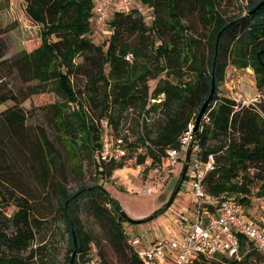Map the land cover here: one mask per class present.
Listing matches in <instances>:
<instances>
[{"label":"trees","instance_id":"obj_1","mask_svg":"<svg viewBox=\"0 0 264 264\" xmlns=\"http://www.w3.org/2000/svg\"><path fill=\"white\" fill-rule=\"evenodd\" d=\"M141 1L150 7L151 24H145L133 4L114 10L107 22L109 34L98 44L88 36L92 0H21L23 13L38 27V41L5 59L0 37V104L13 102L0 111V161L6 162L5 154L13 149L32 177L55 191L68 240L64 264H68L72 252V264H78L77 257L83 256L92 242L80 218L73 214V207L95 220L119 264H158L137 255L126 243L120 225L125 216L102 186L93 182L66 191L57 171L65 166L79 172L83 151L94 158L99 175L106 176L121 167L128 153L118 160H99V120L107 121L112 140L122 138L116 132L126 128H122L118 115L135 110L139 133L134 143L127 144L122 138V144L126 151L129 146L137 150V165L149 159L143 170L157 166V174L167 175L171 167L165 164V150L179 147V137L209 95L211 80L213 91L195 136L200 147L198 158L212 156V168L201 180L203 189L212 196L231 197L246 216L253 184L256 196L264 197V104L241 105L218 97L215 87L227 63L251 67L256 85H264V52L260 59L257 56L264 48V3L255 9L263 0H245L244 9L229 16L217 8L216 0ZM8 2L11 0H0V7ZM204 37L206 58L196 51ZM76 57L81 60L75 61ZM4 66L16 72L18 81L24 84L17 87V92H22L20 98L3 83ZM77 75L84 78L81 90L72 83ZM150 81H154L152 86ZM49 88L61 99L41 108L63 147L62 159L40 127H33V137L29 136L25 112L19 106L28 96ZM157 110L161 116L148 124L149 113ZM113 111L117 112L116 118ZM5 168L0 171V188L4 182H13ZM12 202L14 209L9 216L0 211V264H49L45 245L31 247L35 229L44 217L34 206V197L21 190ZM165 209L161 207L152 215ZM6 223L12 227L9 234L2 230ZM238 238V257L215 255L212 259L227 264L257 262L262 252L246 236L238 233ZM210 259L198 257L191 264H216ZM100 261L107 264L104 258Z\"/></svg>","mask_w":264,"mask_h":264},{"label":"rangeland","instance_id":"obj_2","mask_svg":"<svg viewBox=\"0 0 264 264\" xmlns=\"http://www.w3.org/2000/svg\"><path fill=\"white\" fill-rule=\"evenodd\" d=\"M131 3L139 7L145 24L150 25V7L141 0H131ZM245 3V0H239L238 2L237 0H216L217 8L226 16L236 14L240 9H244ZM9 6L11 9H9ZM22 8L21 0H11L10 4L8 2V5L0 7V37L5 46L2 58L8 59L22 48H30L38 41V27L28 20ZM114 9L110 7L108 18L103 23H92L88 33L92 42L96 44L104 42L109 34L107 22ZM197 28L202 30L199 26ZM204 32L206 35L210 33L208 29H205ZM205 41L206 37L196 47V51L204 58L208 55V47ZM74 60L80 61L81 58L76 57ZM2 76L3 83L7 87H11L17 94V98H20L22 92H17V87H23L24 84L18 81L16 72L4 66ZM72 80L74 88L81 90L84 82L83 76H74ZM152 83L154 81H150V86L153 85ZM215 87L218 97L233 99L241 105H250L255 102L264 104V85L261 87L256 85L255 73L251 67L238 68L227 63L222 78ZM60 99L61 97L56 91L49 88L43 93L28 96L20 102L19 106L25 112L24 123L29 136L33 137V127H40L62 159L64 157L63 147L49 128L48 116L41 108L44 104ZM12 104L13 102L10 100L1 103L0 111ZM111 114L113 118L117 117L116 111L111 112ZM118 116L122 119V128L126 129L125 131L120 129L116 133L119 132L127 144L134 143L139 133L138 126L136 127V111L132 110V113L127 110L122 111ZM160 116L161 112L159 110L149 113L148 124ZM136 151L135 148L129 146L127 149L128 159L124 161L121 167L111 170L106 176L99 175L96 172L94 158L87 151H83L80 171L75 173L65 166H61L60 171H57L58 179L66 191L75 189L79 184L93 182L102 186L125 216L120 220L124 233L128 237H138L142 244H146L155 238L177 236L179 230H181V227L178 226V218L188 211V199L191 197L190 179L183 178L172 202L163 212L147 220L141 219L152 215L164 206L178 179L182 162L177 161L167 175L166 172L153 174L147 169L143 170V164H136ZM15 155L16 153L12 149L8 154H5L6 162L4 160L0 161V171L3 167H6L5 170L9 169V173L13 176L12 183L4 182L0 188L2 193L0 196V209L10 214L14 209L13 198L20 194L21 190L33 196L34 206L44 217L40 219L41 224L35 229L36 232L31 241V247L38 244L45 245L47 257L50 260L49 264H64L68 240L58 209L56 193L52 188H45L42 183L33 178L31 171ZM5 163L6 165L3 166L2 164ZM254 186L253 184L252 194L249 196L250 204L245 206V209L247 216L258 224L260 222L259 225H261V223H264V197L256 196L257 188ZM72 212L80 218L82 229L89 232L92 237V242L88 244L86 253L77 257V263L101 264L100 259L104 258L107 264H119L107 246L104 233L95 223V220L75 207L72 208ZM2 230L9 234L12 227L6 223ZM248 248L249 245H245V249ZM259 255L260 258L256 260L257 262L250 260L251 263L247 264H264L263 254L259 253ZM210 260L215 261L216 264H227L217 258H211Z\"/></svg>","mask_w":264,"mask_h":264},{"label":"built area","instance_id":"obj_3","mask_svg":"<svg viewBox=\"0 0 264 264\" xmlns=\"http://www.w3.org/2000/svg\"><path fill=\"white\" fill-rule=\"evenodd\" d=\"M131 4V0H92L90 21L94 24L103 23L108 18L110 7L117 10ZM137 9L140 11L138 6ZM202 120L206 121L207 118L202 117ZM99 126V160H118L125 156L127 151L122 138L118 136L111 139L107 121L99 120ZM200 129L201 118L197 132ZM195 136L190 122L179 137V147L165 150V164L173 167L177 161L182 162L186 148L191 143L184 178L190 179L192 208L190 213L178 218V226L183 228V232L178 236L155 238L146 244H142L136 236L126 235V243L137 255L158 264H191L198 257L208 259L215 255L238 257V233L252 240L257 250L264 253V226H258L243 214L231 197L212 196L203 189L201 180L212 168V156L208 154L205 160L198 158L200 147ZM149 163V159L145 158L142 164L147 166ZM149 171L157 173L158 168L152 166ZM2 213L9 216L5 211Z\"/></svg>","mask_w":264,"mask_h":264},{"label":"water","instance_id":"obj_4","mask_svg":"<svg viewBox=\"0 0 264 264\" xmlns=\"http://www.w3.org/2000/svg\"><path fill=\"white\" fill-rule=\"evenodd\" d=\"M264 3V0L261 1L259 4L256 5L255 9L256 8H259L261 4ZM253 9V10H255ZM252 10V11H253ZM264 52V48L261 49L258 53H257V56L258 58L260 59V55L261 53ZM213 91V82L211 80V84H210V90H209V95L208 97L205 99V101L201 104L200 108L198 109L197 111V114L195 115L193 121H192V133L193 135H196L197 133V126H198V123H199V120H200V117L204 111V108H205V105L207 103V101L209 100L210 98V95ZM190 146H191V143H189L188 147L186 148V151H185V154H184V157L182 159V165H181V169H180V173L178 175V179H177V185L172 189L170 195H169V198L167 199L166 203L164 204V208H167L169 206V204L172 202L176 192H177V189L179 187V185L181 184L182 180H183V177H184V172H185V167H186V162H187V159H188V154H189V150H190ZM64 209H65V206H64ZM120 213L123 215V213L120 211ZM124 216V215H123ZM153 215H149L148 217H145L141 220H147L149 218H152ZM73 254L74 252L71 253L70 255V259H69V262L68 264H72V260H73Z\"/></svg>","mask_w":264,"mask_h":264},{"label":"crops","instance_id":"obj_5","mask_svg":"<svg viewBox=\"0 0 264 264\" xmlns=\"http://www.w3.org/2000/svg\"><path fill=\"white\" fill-rule=\"evenodd\" d=\"M188 211H187V213H190L191 212V208H192V201H191V197L188 199ZM181 230H179L180 232H179V234L178 235H180L182 232H183V228H180ZM177 235V236H178Z\"/></svg>","mask_w":264,"mask_h":264}]
</instances>
